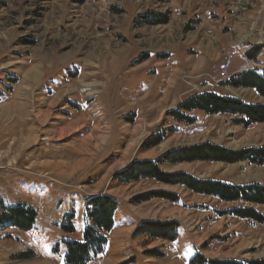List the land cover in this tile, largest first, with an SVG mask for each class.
<instances>
[{"label":"rangeland","instance_id":"374dc122","mask_svg":"<svg viewBox=\"0 0 264 264\" xmlns=\"http://www.w3.org/2000/svg\"><path fill=\"white\" fill-rule=\"evenodd\" d=\"M230 51H237L233 77L264 67V0H0V195L38 212L30 230L0 224V264H65V241L83 238L86 202L102 193L118 202L116 226L88 264H190L197 253L263 258L264 224L231 214L247 204L114 179L132 160L175 147L264 146V122L245 127L231 115L194 110L187 124L170 114L203 91L264 103L254 88L218 76ZM167 128L162 143L143 147ZM162 169L264 183V166L246 161ZM160 190L177 193L179 202H136ZM68 213L75 214L72 233L62 229ZM143 220L177 222V239L137 234Z\"/></svg>","mask_w":264,"mask_h":264},{"label":"trees","instance_id":"16d2710c","mask_svg":"<svg viewBox=\"0 0 264 264\" xmlns=\"http://www.w3.org/2000/svg\"><path fill=\"white\" fill-rule=\"evenodd\" d=\"M248 56L255 59V56ZM227 84L236 88H254L264 98V67L250 69L239 76L228 79ZM201 110L207 114H228L233 117L236 124L249 127L264 122V103L246 102L233 95L221 94L215 91H203L186 98L176 109L170 111L173 118L179 123L193 124L194 117L188 113ZM171 129L167 128L148 137L143 147L151 148L162 143ZM210 161L237 163L246 161L251 165L264 166V146L231 149L223 145L205 142L193 146H180L166 151L155 159H134L125 168L118 171L114 179L120 184L154 180L156 182L184 186L194 193L211 196L221 201H241L247 206L235 208L232 215L239 218L250 219L264 224V183L253 182L248 184H233L214 178H200L188 171L180 170L167 172L163 165H173L182 162ZM147 195V194H146ZM155 198L179 202V195L171 191H154L145 197L137 198L136 202ZM117 200L102 193L88 198L86 202V220L81 240L65 241V264H88L95 257L104 253L109 234L116 226ZM222 214L226 212L222 211ZM37 210L26 203L18 202L7 205L0 195V224H9L21 230H30L36 223ZM75 214L65 216L62 229L72 233L76 230L74 225ZM178 223L165 224L153 220H143L136 228L137 234H147L156 238L170 241L178 236ZM160 257L161 255H156ZM190 264H264V257L251 260L237 259H208L201 253L190 259Z\"/></svg>","mask_w":264,"mask_h":264},{"label":"built area","instance_id":"2783aa9c","mask_svg":"<svg viewBox=\"0 0 264 264\" xmlns=\"http://www.w3.org/2000/svg\"><path fill=\"white\" fill-rule=\"evenodd\" d=\"M234 56L235 55H232V51L228 52V55H225L224 61L220 68H217L218 76H220V79L222 81H228V78L233 77V73H231V66L233 64ZM241 58H243V60H246L245 57Z\"/></svg>","mask_w":264,"mask_h":264},{"label":"bare ground","instance_id":"6f19581e","mask_svg":"<svg viewBox=\"0 0 264 264\" xmlns=\"http://www.w3.org/2000/svg\"><path fill=\"white\" fill-rule=\"evenodd\" d=\"M235 53L237 54V51H232V55H235ZM240 57H245L244 55H240ZM245 59H246V57H245ZM250 63V62H249ZM246 70V69H245ZM241 73H242V71H241ZM228 79H230V78H228ZM97 128V127H96ZM193 130V129H192ZM98 140L99 141H105V137H104V135H102V136H100L99 138H98Z\"/></svg>","mask_w":264,"mask_h":264},{"label":"crops","instance_id":"0c3cea01","mask_svg":"<svg viewBox=\"0 0 264 264\" xmlns=\"http://www.w3.org/2000/svg\"><path fill=\"white\" fill-rule=\"evenodd\" d=\"M191 259V258H190Z\"/></svg>","mask_w":264,"mask_h":264}]
</instances>
